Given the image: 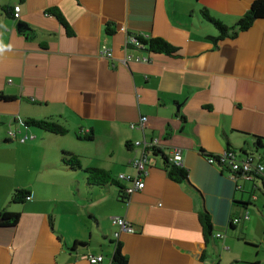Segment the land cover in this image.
I'll use <instances>...</instances> for the list:
<instances>
[{
	"label": "crops",
	"instance_id": "1",
	"mask_svg": "<svg viewBox=\"0 0 264 264\" xmlns=\"http://www.w3.org/2000/svg\"><path fill=\"white\" fill-rule=\"evenodd\" d=\"M253 1L0 0V209L21 212L17 224H0V264H92V254L114 264L117 239L128 264H262L249 256L264 245V178L206 154L243 149L264 162L251 147L252 135L264 138V18L216 42L209 36L218 29L201 13L231 26ZM19 21L29 30L19 31ZM129 31L162 36L178 50L128 47ZM142 116L146 124L133 128ZM26 118H51L69 131L27 126ZM156 139L164 154L144 146ZM174 148L188 170L182 182L166 170ZM65 151L124 188L140 175L132 161L145 155L146 185L125 189L127 199L115 184L89 185L85 171L63 165ZM17 188L32 198L10 206ZM251 208L261 216L252 220ZM115 216L135 232L117 238Z\"/></svg>",
	"mask_w": 264,
	"mask_h": 264
},
{
	"label": "trees",
	"instance_id": "2",
	"mask_svg": "<svg viewBox=\"0 0 264 264\" xmlns=\"http://www.w3.org/2000/svg\"><path fill=\"white\" fill-rule=\"evenodd\" d=\"M4 9L6 10V8ZM13 10H14V7H13ZM47 12L49 14L56 16L61 22L65 23V25H68L65 22L63 13L61 12L59 8L51 7L47 9ZM201 13H202V16L207 21L213 23L214 26L218 29L219 34L217 36H209L210 38H212L214 41L217 42L218 40L224 39L225 37H236L239 34V32L248 30L253 25L255 20L264 18V0H254L252 4L250 5L249 9L238 19V21L235 24L231 26L225 24L220 19L214 17L207 8L201 9ZM106 30H107V33L109 34L115 33V30H116L115 24L112 22L107 23ZM127 33H128V38L134 35L137 38V40L142 42L145 45V48L150 51L162 52L166 54H174L178 50L177 46L173 45L170 41H168L162 36H149V35H144L143 33L136 32V31H129ZM131 46L135 47L132 44H128V47H131ZM25 124L27 126L41 128L49 132L61 134V135L66 134L69 131V128L65 124H62L59 121L51 119V118H44V119L26 118ZM252 137L255 138V141L253 142V145L251 147L257 152H259L261 155H263L264 138L258 135H252ZM88 138H92V135H89ZM153 150L155 151V153H158V152L163 153L161 149L157 147H153ZM238 151H240V153L242 154L253 153V155H255L253 151L246 152V150H243V149L238 150ZM164 156H165L166 170L169 176L178 182L187 180L188 170L185 167H180L176 164L170 163L168 160V156L167 155H164ZM61 158H62L61 160H62L63 165H65L67 168H70L72 170L85 171L87 174V183L89 185H97V186L103 187L110 183L115 184L119 186L120 189L122 190L120 191L121 197L123 199L124 198L127 199V195L124 192L126 188H124V186L117 179H115L109 171L103 168H99V167L84 168L79 157L76 154L71 153V152H67V151L63 152ZM260 161H262V159ZM29 195H31V192L25 188L15 189L10 199V206L24 204L28 200L27 196ZM241 204L245 205V204H249V202L242 201ZM20 217H21L20 211L11 210L10 208H7V207L0 209V219L3 220L0 222V224L3 223L5 225H15L19 222ZM203 217L205 219L206 224L209 227H211L208 211L206 210L204 211ZM114 242L116 243V249H115L113 259H112L113 263L114 264H128V257L122 251V242L118 239L115 240ZM84 244L85 243L83 242H76L75 247L77 245L82 246Z\"/></svg>",
	"mask_w": 264,
	"mask_h": 264
},
{
	"label": "built area",
	"instance_id": "3",
	"mask_svg": "<svg viewBox=\"0 0 264 264\" xmlns=\"http://www.w3.org/2000/svg\"><path fill=\"white\" fill-rule=\"evenodd\" d=\"M14 17L15 18L21 17V6L20 5L14 6ZM127 44H132L133 46L140 48V49L145 48V45L142 42L138 41L134 35L128 38ZM106 53H107V56L109 57L113 55V52L109 50ZM148 59H149L148 57L144 58V60H148ZM147 120H148L147 116H142L139 123L132 124V127L135 128L138 126H143L146 124ZM9 135L15 136V132L10 131ZM27 138L28 136H25L21 138L20 140L24 142ZM31 138H34V136ZM136 143L140 144L141 141H137ZM157 143H158L157 139L151 142L144 141V146L145 147H150V146L156 147ZM207 158L209 162L217 164L221 167L229 168L231 171L239 173V174H243L249 179L264 178V162L257 159V156L253 155L252 153L242 154L238 150L229 149L220 155L208 154ZM168 160L172 164H176L180 167H185V162H184L185 160H184V157H183V154L180 148H174L171 154L168 156ZM148 162H149L148 157L145 155H143L140 158H136L132 161V164L136 167L140 175L138 176V178L133 180V183L131 186L126 188L127 194H131L145 187L146 184H145L144 179L141 177V174L147 175L149 173L146 167ZM31 198H32L31 195L27 196L28 200ZM244 217L249 218L248 212H246ZM238 221H239V218L233 219L234 223ZM112 223L119 227V229L116 230L114 233L117 238L123 232H126V233L135 232L134 226L131 224L129 220H127L124 217L115 216L112 218ZM218 236H221V234H218ZM88 257L92 264H100L104 261L103 255H93L92 254V255H89Z\"/></svg>",
	"mask_w": 264,
	"mask_h": 264
},
{
	"label": "rangeland",
	"instance_id": "4",
	"mask_svg": "<svg viewBox=\"0 0 264 264\" xmlns=\"http://www.w3.org/2000/svg\"><path fill=\"white\" fill-rule=\"evenodd\" d=\"M253 208H251V211H252V213H251V218H252V220H254L253 218L256 216V215H260L261 216V214L258 212V209L256 208L255 209V211L253 212ZM255 228H257V230H258V227H255V226H253L252 227V229L248 232L249 233V235H251L252 233H255L256 231H255ZM261 234V232H258V235H260ZM243 235V234H242ZM244 242H246V241H244ZM247 246H249V245H247ZM253 246V245H252ZM251 246V247H252ZM255 254H256V250L255 249H253L252 250V254L249 256L250 257V259H252L251 261H254V259H256L257 257L259 258V259H262V264H264V245H262V251H261V254L259 255V256H255Z\"/></svg>",
	"mask_w": 264,
	"mask_h": 264
},
{
	"label": "water",
	"instance_id": "5",
	"mask_svg": "<svg viewBox=\"0 0 264 264\" xmlns=\"http://www.w3.org/2000/svg\"><path fill=\"white\" fill-rule=\"evenodd\" d=\"M17 29H18L19 31H26V30H29V27H26L25 22L19 21V22L17 23ZM1 221H3V220L0 219V222H1Z\"/></svg>",
	"mask_w": 264,
	"mask_h": 264
}]
</instances>
